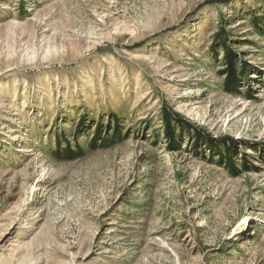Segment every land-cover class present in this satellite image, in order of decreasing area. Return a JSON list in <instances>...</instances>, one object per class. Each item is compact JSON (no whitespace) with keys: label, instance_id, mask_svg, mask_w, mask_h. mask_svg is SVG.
Instances as JSON below:
<instances>
[{"label":"rangeland","instance_id":"obj_1","mask_svg":"<svg viewBox=\"0 0 264 264\" xmlns=\"http://www.w3.org/2000/svg\"><path fill=\"white\" fill-rule=\"evenodd\" d=\"M254 14L264 0H0V264H264ZM221 25L247 72L240 95L212 52ZM165 111L230 143L233 164L189 142L169 151ZM83 115L80 145L98 121L103 138L55 156V132L76 148Z\"/></svg>","mask_w":264,"mask_h":264},{"label":"trees","instance_id":"obj_2","mask_svg":"<svg viewBox=\"0 0 264 264\" xmlns=\"http://www.w3.org/2000/svg\"><path fill=\"white\" fill-rule=\"evenodd\" d=\"M255 13V12H253ZM250 24L252 25L254 31L259 34L262 38H264V15L259 17L257 14L250 15ZM230 41L229 34L226 32L224 26H220L218 32L213 37L212 44V52L223 51L225 54L226 62L228 63V71L224 81V86L230 94L240 95V82L247 78V72L244 67H239L238 65V57L234 54L230 46L228 45ZM113 121V126H109V128L115 131L114 137L116 138V142H122L125 139L123 136L124 127H120L119 117L117 115L111 116ZM164 128L163 133L166 138V145L169 151H182L183 145L185 142H189L190 148L186 149V151L190 153H195L196 155L202 156L205 155L204 147H209L213 151V154L217 155L220 164H233V158L231 154V145L230 143H220L209 140L207 138L210 137L202 128L191 125L190 122L186 120H182L180 116L174 115L173 117L168 115L165 111L162 115ZM78 119V121L76 120ZM86 116H77L72 122H75L76 125V134L75 137V147L71 146L70 139L65 137V133L63 131L55 132V148L53 149V153L55 156L60 157L64 156L66 160H74L78 159L85 155L86 148L90 147L92 149L96 148V141L99 138H103L101 135V123L98 121L97 125H95V135L88 142L87 147H82L79 143V135L86 126ZM93 121V119H92ZM86 133V132H85ZM204 137H203V136ZM190 139L189 141L186 137ZM115 142V140H114ZM65 143V144H63ZM213 160L215 156L212 157ZM212 160V161H213Z\"/></svg>","mask_w":264,"mask_h":264}]
</instances>
